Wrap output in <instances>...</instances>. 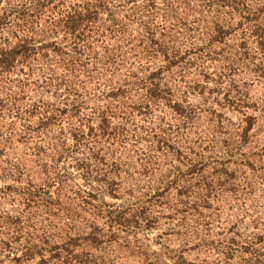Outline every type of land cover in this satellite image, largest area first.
<instances>
[{"label": "trees", "instance_id": "trees-1", "mask_svg": "<svg viewBox=\"0 0 264 264\" xmlns=\"http://www.w3.org/2000/svg\"><path fill=\"white\" fill-rule=\"evenodd\" d=\"M263 172L264 0H0L9 261L96 264L98 217L117 235L157 207L178 228L144 263L264 264L201 214L233 200L223 220L242 227Z\"/></svg>", "mask_w": 264, "mask_h": 264}, {"label": "rangeland", "instance_id": "rangeland-1", "mask_svg": "<svg viewBox=\"0 0 264 264\" xmlns=\"http://www.w3.org/2000/svg\"><path fill=\"white\" fill-rule=\"evenodd\" d=\"M224 111V115L229 117L231 122H237V115L239 113L232 112L229 109ZM131 119L142 123L144 115L136 114ZM154 120H156V113H154ZM157 163V160L154 159V170L157 168ZM130 173H132V171H130ZM136 175L137 174L134 173L135 177ZM262 175L263 180H258L256 191L251 203L246 200L248 212L246 218L242 222V227L233 228L232 222L223 220L224 217L228 215L230 202L233 203V205H236L233 200L229 202L228 199H226L225 203L221 202L219 206L213 202L210 208L207 207L201 209V214L204 215V221H206L208 216L212 218V223L208 224V233L210 234L209 239H213L215 243L220 241L224 243L231 235L236 233V240L247 239L257 241V244L259 245L257 246L264 250V172ZM105 199L110 203L121 202L120 199H114L109 196H106ZM157 209V207H153V212L151 213V217L153 218L151 219L152 223L150 222L148 225H143L144 223H141L136 226L122 227L117 235L111 233L107 226L103 224V220L98 217L97 223L99 227H102L101 233H103V241L98 244L97 249L93 250V255L90 260L95 259L96 264H146L143 261L144 251L153 258L154 251L159 247L160 242L166 241V238L174 240L175 236L171 232L178 228L175 219L169 217V214L165 211L159 213ZM231 211H235V208L232 207ZM217 214L222 217V220L218 218ZM80 215L82 218L88 217L84 214H78V216ZM229 217H231V215H229ZM231 219L233 220L235 218L231 217ZM172 245L173 244H170V247H173ZM81 246L84 247V251H87L88 249L91 250L89 245ZM169 249L170 248H167L165 251H169ZM77 252H81V247L77 248ZM6 253H8L7 250L0 252V264H14L13 262L15 261H9L8 256L4 257ZM204 255V252L200 254V256ZM47 256L48 255L45 254V258H47ZM195 257L198 256L193 251L188 256V259L191 260ZM38 260L39 258L37 256L32 264L36 263ZM59 262H55L54 260L47 261L48 264H61ZM90 262L92 263L93 261Z\"/></svg>", "mask_w": 264, "mask_h": 264}]
</instances>
